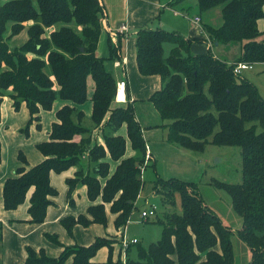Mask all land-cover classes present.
Returning <instances> with one entry per match:
<instances>
[{"label":"trees","instance_id":"trees-1","mask_svg":"<svg viewBox=\"0 0 264 264\" xmlns=\"http://www.w3.org/2000/svg\"><path fill=\"white\" fill-rule=\"evenodd\" d=\"M0 2V68L2 64L6 66L0 71V105L7 90L15 107L24 100L30 113L23 127L27 130L29 122L38 120L39 109H51L54 82L62 99L80 104L87 99L86 77L91 75L92 121L97 125L104 120L114 129L124 124L126 138L134 150L132 156L124 157L126 138L121 134L107 135L103 144L89 145L91 131L74 122L71 114L76 108L64 104L56 111L57 121L51 124L49 139L36 144L44 158L26 167L24 154L18 153L21 165L3 183V207L15 208L32 186L30 220L43 221L46 207L52 203L50 197L57 194L49 182L50 171L61 172L77 165L86 154L87 162L94 164L92 172L76 170L73 177L66 179V194L73 206L71 193L79 179L86 186L91 202L87 215L65 216L62 225L69 234L75 223L104 225L107 204L115 215V226L125 224L142 187L139 165L145 143L131 104L111 105L116 81L104 68V58L96 53L102 6L98 0ZM197 4L202 14L218 9L216 24L202 22L213 43L240 44V55L229 61L225 56H214L211 51L191 54L189 38L162 29L143 28L136 34L137 68L143 75H159L163 82L150 95V100L161 118L169 120L170 142L197 152H202L208 142L240 148L241 181L229 183L211 178L209 183L228 193L232 208L242 219L237 235L249 247L251 256L247 264H264V98L253 83L232 71L240 61L264 62V41L257 40L260 34L257 20L264 14V0H197ZM37 19L40 23L28 27L27 40L9 50L7 39L22 29L24 21ZM57 22L59 28L52 30L47 38L44 27ZM69 23H74L76 28ZM7 24L11 32L4 38ZM165 42L172 44L166 55ZM27 52L36 56L28 58ZM114 52L111 45V55ZM45 54L53 78L44 71L45 61L41 56ZM82 115L79 110L78 120ZM77 134L83 135L78 142L73 140ZM107 155L117 161L112 173ZM196 186L198 182L156 176L154 192L160 195L163 205L175 206L178 194L180 209L165 211L159 239L147 248L138 245L136 259L127 254L124 264H233L230 226L206 205L200 194L188 191ZM112 240L96 237L89 245L64 246L55 257L28 246L24 264H66L69 258V264H123L112 260ZM102 246L108 248L106 261L93 262L91 259Z\"/></svg>","mask_w":264,"mask_h":264},{"label":"crops","instance_id":"crops-1","mask_svg":"<svg viewBox=\"0 0 264 264\" xmlns=\"http://www.w3.org/2000/svg\"><path fill=\"white\" fill-rule=\"evenodd\" d=\"M98 1L102 6V11L99 18L101 29L97 40L96 53L104 58V68L110 72L116 82L120 79L126 80V100L124 102H116L113 97L111 105L131 104L134 118L141 127L145 149L150 157L147 166H152L155 176H161L164 179L175 177L184 181L199 182L196 179L203 171V159L200 160L199 155L191 154V149L169 141L167 128L169 120L161 118L150 100V95L158 90L163 85V82L157 74L143 75L139 72L136 63V34L139 29L143 28L162 29L167 32L180 34L190 39L189 51L191 54H202L211 51L214 56H218L219 49L223 50V52L228 51L226 50V45L213 43L203 30L202 22L207 20L204 13H199L198 4L194 8L196 12L189 16L186 13H188L190 4L180 2L175 5L173 0ZM185 10L187 11L186 13H184ZM196 15L200 17V22H196L193 19ZM34 22L40 23V19L26 20L22 23L23 27L18 33L24 31L25 35H22L20 39L11 42L18 33L11 35L7 39L9 50L19 47L27 40L28 27ZM122 25H126L127 29H121ZM257 28L260 32L257 40L264 41V14L257 20ZM50 29L46 31H50ZM10 32V25L7 24L2 36L6 38L10 35ZM111 45L115 48L113 55L110 53ZM237 47L239 50L240 44ZM170 49L171 47L169 48L168 46L166 54L170 52ZM26 56L31 58L36 55L32 52H27ZM41 57L45 61V73L53 78L46 54ZM115 61H120V64L115 65ZM260 64L264 68V62ZM5 68V64H2L0 71ZM52 88L55 98L51 109H39L37 113L38 120L29 122L27 130H23V127L29 121L30 113L25 101L21 100L19 105L15 107L13 100L8 95V90L3 92L4 95L0 105V264H24L26 247L28 246L36 251L42 249L46 255L55 257L61 253L64 246H70L75 243L89 245L96 237L115 236L119 238L122 235L124 236V231L126 230V223L122 225L121 229H119L121 225L119 227L115 226V215L109 210L108 204L105 205L106 223L109 220L113 225V229H109V231L104 227L106 223L103 225L92 222L87 226L75 223L71 234H69L62 225L61 219L65 216H77L80 213L87 215V207L91 202L86 195V186L79 182L74 187L71 193L73 206L69 204L66 194L68 190L66 179L73 177L78 169H87V171L90 169L89 165L91 163L87 162L86 154L81 156L77 165H73L61 172L50 171L49 182L59 195L56 197V194L50 197L52 203L46 207L43 221L36 223L30 220L28 207L29 197L33 191L32 186L28 189L25 199L15 208L5 209L3 207V183L7 177L13 176L16 167L21 165L17 158L18 153L22 152L24 154L27 161L26 167L33 166L44 158L36 144L49 139L51 124L57 121L56 111L64 104L74 106L76 109L72 112L71 119L91 131L89 145L103 144L104 137L107 135L121 134L126 138L124 124L114 129L112 126L106 125L104 120L97 125L92 121L91 96L94 90V80L91 75L86 77L87 99L80 104L62 99L59 96V86L56 82H54ZM79 110L83 113L80 120L77 118ZM82 136V134H77L73 137V140L78 142ZM128 147H130V150ZM133 154L134 150L126 138L124 157H129ZM106 160L109 162L110 173H112L117 161L111 159L109 155H107ZM140 191L135 205L143 197ZM52 237L59 243L54 242ZM107 256L108 248L107 246H102L91 260L93 262H104ZM116 256L117 249L114 248L113 257ZM70 261L71 258L67 260L66 264H69Z\"/></svg>","mask_w":264,"mask_h":264},{"label":"rangeland","instance_id":"rangeland-1","mask_svg":"<svg viewBox=\"0 0 264 264\" xmlns=\"http://www.w3.org/2000/svg\"><path fill=\"white\" fill-rule=\"evenodd\" d=\"M173 2H175V5L180 2H184V4H190V8H188V13H186V10L184 11V13L188 14L189 16L193 15L196 12V9L194 10V8L197 7V0H173ZM184 16L186 15L184 14ZM217 17V8L207 11L205 13V19L211 23L216 24L218 20ZM70 24L73 28H76L74 23H69V25ZM59 26L60 22H57L49 27H46V29H44V35L47 38H50V32L54 29H58ZM49 28H51L50 31H46ZM22 35H25L24 31L18 33V35L15 36L11 40V42L20 39ZM171 45L172 44L169 42H165L163 44L165 54L168 51V46L170 48ZM237 45L238 44L226 45V50L228 51L224 52L223 50L221 51L219 49L218 57L226 56V59H231L230 61H234V59L240 55V51L238 50ZM260 63L262 62L251 63L250 67H248L247 69H242L240 71L239 77L244 78L253 83L256 86L260 96L264 98V68L261 67L262 65ZM259 129L260 127L257 128V130ZM128 149L130 150V147H128ZM190 153L199 155L200 160L203 159L204 168L202 173L196 179L197 181H199L198 186H196L195 188L190 187L188 191L192 194H200L206 205L209 206L213 211H215L224 223L230 226V229L232 231L231 243L233 246L234 254L233 264H247V262L250 260L251 254L249 247L237 235V229L241 228L242 226V219L232 208L228 193L222 189L216 188L215 186L209 183L211 178H215L217 180L229 183H237L241 181L240 148L236 145H217L208 142L207 144H205L202 152H194L190 150ZM149 159V154L145 149L143 161L139 165V177L143 181V187L140 193L143 197L138 200L135 205V202L138 198L137 195L134 202L135 206L132 208L125 224L126 230L124 231V238H136L137 240L135 242H130L131 246L129 247L127 253V248L129 244L125 248L122 246L121 238L123 237V235L119 238L115 236L106 237L113 239L111 241L112 250H114V248L117 249V256L113 257L112 255V260H119L120 262L122 261L123 264L127 258V254H129L130 258L136 259L138 245L143 248H147L150 243L156 242L159 239L162 230L161 221L166 217V215L164 214L165 211H170V209L179 211L180 209L178 194H176L175 196V206L170 207L169 205L164 206L161 201L160 195L154 192V181L156 176L153 173L152 166H147V162ZM93 165V163L89 165L90 169L88 171L87 169H80V171H82L83 173H85L86 171L92 172ZM146 166L147 168L144 169ZM77 183H79V179ZM77 183L75 186H77ZM58 195L59 194H57L56 197ZM79 202L81 201L79 200ZM151 204L156 205L155 215L150 217L149 221L143 220L141 218V210L142 208L148 207ZM104 227L107 231H109V229H113V225L109 220ZM122 227L123 226L121 225L119 229H121ZM175 264L178 263L175 262Z\"/></svg>","mask_w":264,"mask_h":264},{"label":"built area","instance_id":"built-area-1","mask_svg":"<svg viewBox=\"0 0 264 264\" xmlns=\"http://www.w3.org/2000/svg\"><path fill=\"white\" fill-rule=\"evenodd\" d=\"M196 22H200V17L198 15L194 16L193 18ZM121 29L126 30L127 27L126 25H122ZM115 65H119L120 61H115ZM251 63L247 62H237L234 64L232 67V71L235 74H239L242 69L250 67ZM127 93H126V80L125 79H120L116 82V88H115V94H114V100L116 102H124L126 100ZM155 210H156V205L151 204L150 206L144 208L141 210V218L143 220H148L150 217L155 215ZM137 239L136 238H131V239H125L124 236L121 238V243L122 246L125 248L130 242H135Z\"/></svg>","mask_w":264,"mask_h":264}]
</instances>
